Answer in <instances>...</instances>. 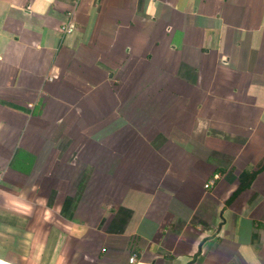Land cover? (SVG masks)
Listing matches in <instances>:
<instances>
[{
	"label": "crops",
	"instance_id": "0c3cea01",
	"mask_svg": "<svg viewBox=\"0 0 264 264\" xmlns=\"http://www.w3.org/2000/svg\"><path fill=\"white\" fill-rule=\"evenodd\" d=\"M71 6L0 0V264H264V0Z\"/></svg>",
	"mask_w": 264,
	"mask_h": 264
},
{
	"label": "built area",
	"instance_id": "2783aa9c",
	"mask_svg": "<svg viewBox=\"0 0 264 264\" xmlns=\"http://www.w3.org/2000/svg\"><path fill=\"white\" fill-rule=\"evenodd\" d=\"M80 0H72V6L67 11V19L60 26L61 34L71 33L75 29V21H74V13L76 8L78 7ZM32 106V104H30ZM220 178L219 173H214L212 177L204 184L205 188H209L214 185L217 179ZM137 261V253L133 252L128 258V264H135Z\"/></svg>",
	"mask_w": 264,
	"mask_h": 264
},
{
	"label": "trees",
	"instance_id": "16d2710c",
	"mask_svg": "<svg viewBox=\"0 0 264 264\" xmlns=\"http://www.w3.org/2000/svg\"><path fill=\"white\" fill-rule=\"evenodd\" d=\"M244 176H245V174L240 175L241 182H240V186L238 187V190L236 191V193L239 192L240 190H242L243 188H245L246 186H248V184L251 180L252 174L249 175L250 177L246 181H244Z\"/></svg>",
	"mask_w": 264,
	"mask_h": 264
}]
</instances>
